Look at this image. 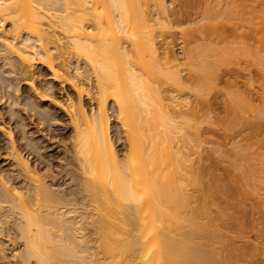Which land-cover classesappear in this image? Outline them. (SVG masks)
Returning <instances> with one entry per match:
<instances>
[{
	"label": "bare ground",
	"instance_id": "obj_1",
	"mask_svg": "<svg viewBox=\"0 0 264 264\" xmlns=\"http://www.w3.org/2000/svg\"><path fill=\"white\" fill-rule=\"evenodd\" d=\"M169 1L0 0V71L33 87L41 64L76 94L60 106L71 130L68 140L61 138L68 154L60 159L63 167L53 163L45 141L36 140L23 118L18 132L9 130L6 152L0 147V264H264L262 147L252 153L255 158L234 154L256 160L243 177L227 171V183L216 175L191 178L202 163L199 174L209 169L203 144H216L214 130L202 127L208 120L198 115L202 95L185 93L195 76L212 75L206 60L191 61L207 55L208 46L199 51L191 45L207 44L202 35L211 24L182 31L185 52L178 58L157 41L174 28ZM183 21L195 22L190 14ZM44 82L36 93L40 99L52 90ZM10 86L16 88L12 117L15 105L24 103L39 123L55 119L33 95L20 101L19 83ZM248 90L247 106H264L263 89L259 95ZM5 98L0 85V101ZM113 115L118 125L112 126ZM253 122L244 144L228 137L225 146H238L230 152L259 141L264 124ZM112 133L124 140V152ZM3 155L8 164L1 165ZM55 166L61 168L57 173ZM65 178L73 188L57 189ZM195 184L202 194L192 206L188 187ZM244 191L256 201L250 209L229 202Z\"/></svg>",
	"mask_w": 264,
	"mask_h": 264
},
{
	"label": "rangeland",
	"instance_id": "obj_2",
	"mask_svg": "<svg viewBox=\"0 0 264 264\" xmlns=\"http://www.w3.org/2000/svg\"><path fill=\"white\" fill-rule=\"evenodd\" d=\"M167 5L173 11L171 19L174 23V28H172L170 32H164V34H162L163 36H160L157 41L159 42V46L164 45L165 47H168L170 51L172 50L176 52L177 54H175L176 56H178V58H183V53L185 52L183 48L185 37H183L182 31L186 29L191 30L192 28L196 29L201 25H207V27H209V25L211 24V27H209L211 29H208L206 27L207 30L204 29L206 32L204 35H202L209 38L207 44H204L200 41L198 43L192 44L191 47L197 49L201 48L199 49L200 51L203 47L208 46L211 48L210 50L213 51H208L207 47V55L195 54L193 55V59L191 61L197 63L201 60H206V65L210 67L212 75L207 76L199 74L198 76H195L192 81L189 82V87H191V90L187 89L185 93L188 96L190 95V97H192V95H194L195 93H199L200 95H202L201 101L204 100L205 103H203V105L200 107L201 111L198 115H202L208 120L206 124L202 125V127H210L214 130V132L210 135V138L212 140H215L216 144H203L204 148L208 150L206 156L210 154L209 157H211L206 162V165H209V169L202 176L198 171L199 167L203 166V163L199 166L196 165L197 167L194 168L193 173L191 174V178L201 179L202 177L209 178L216 175L224 177L225 180L223 183H227L229 182V179L227 178V171L243 177V175H246V173H248L249 164L256 160H243L241 159V157H236L234 154L240 153L250 158L248 154L252 156V153H255L260 149V147H262L263 149H261L260 152H264V145L260 143V141L264 140V133L261 137H257L256 140L258 141L259 139V143L255 142V139H253L252 142L255 143H253L252 146L249 147V149H246V151L245 149L241 150V148H239V152L238 150H235L234 153H232L230 152V150L232 148L236 149V147L238 146L232 145L231 143L228 146L225 145H227L226 142L228 141V137H235L234 142H239L238 145L244 144L243 141L245 136L250 133V131L248 130L250 129L248 127H250L252 124L250 122L255 121L256 123L258 122L260 124H264V113L262 114L263 116L261 115V113L264 112V106L262 104H260V106V102H255V108L252 106V111L251 107L249 108V106H251L250 103H247V98H244L246 94H249L246 93L248 89V92L251 91L253 95L256 93L259 95V93H262L264 91V72L262 71V69L264 68V0H171V2L169 1ZM188 14H190V18L192 20H195L194 23H190L189 25V21H183L185 16H187ZM250 19H252L253 21H251ZM229 29L231 34L229 32ZM233 29H235L240 36H237L238 39L234 37L235 35H233ZM254 30L256 33L254 32ZM252 32H254L252 35L254 38L250 37V34H252ZM251 39L255 40L251 41ZM235 41L237 43H239L238 41H241L240 44L244 46H240V44H237ZM251 42L252 44L254 43L252 47L250 46ZM230 44L232 48L228 49L230 50L228 51L227 48ZM245 45H247V47H245ZM238 47L239 50H235ZM248 47L250 49H248ZM241 48H246L245 52H248L249 56H243V50L241 51ZM233 51L235 52V54ZM228 52H231V54H233L232 57ZM236 52L238 55L236 54ZM239 53H241L242 55H240ZM233 56H236V58H234ZM36 67L37 68L35 69H37V72L41 71L39 72L41 75L39 73L35 74V77L32 80V82L34 83L33 87L30 86L27 80L20 82V76L9 73V75H6L7 73L3 74V72L0 71V85L2 87L3 93L6 95V98L0 101V147H4L3 151L6 152V143L9 142V130L13 129L14 133L18 132L19 129H21L20 125L22 126L21 120L23 118V122H28L29 127L35 129L36 133L34 134V137L36 138V140L45 141L44 144H46L47 146V150L51 159L53 160V163L55 165L60 164L63 167L65 163L60 159L67 157L68 154L64 150V142L61 140V138L63 137V135H67V138L64 139L68 140V133L71 132V130L68 124V117L65 115L62 107L60 106H63L68 102V97H76V94L69 84L64 83L63 87H61L57 81L53 80L51 73L46 67L41 64L36 65ZM185 74L186 73H183V75ZM34 80L37 81L34 82ZM45 80L49 85H51L52 90L51 92H49V95L47 97L40 99V96L38 97L37 95L38 93H40V91L38 90L40 89L39 85L46 84L44 82ZM11 81L14 82V85L19 83L20 88L22 87L23 89V96L21 97L20 101L23 100L26 95H33L36 98V101L40 100L39 102H41V104H44L43 108L41 109H44L46 111L51 110L52 112H55V119L50 120L46 125L39 123L37 117L33 116V112L27 110V108L24 106V103L23 105H18L19 107L15 105L17 112L12 117L10 112V105L13 106L14 102L10 97V94L14 93L16 88L14 86H10ZM252 85H254V87ZM261 88L263 89V91ZM252 90L254 91V93ZM22 91L18 93L19 96L21 95ZM244 93L246 94L244 95ZM256 95L254 97H256ZM243 99H245L246 102ZM50 101L53 102L51 103ZM84 104L86 108L90 110V102L86 98ZM248 104L249 106H247ZM260 107H262V110H260ZM255 115H258L260 118L258 116H256L255 118ZM18 121H20V123H18ZM112 121V126L118 125L114 115L112 117ZM117 128H119V126H117ZM18 136H20V134H17V138ZM112 136L120 153L124 152V140H116L115 133H112ZM217 141L222 142V145H218ZM21 142L22 141H20V143ZM252 142L250 141L249 143ZM216 149L218 152H216ZM3 157H5V155H3ZM252 157L255 158L254 156ZM6 158L7 161H2L1 165L9 163L10 157L6 156L4 159ZM36 163L38 162H35V164ZM53 170L55 171V173H57L58 170H61V168H56L55 166ZM67 178L61 180L60 184H62L63 182V185L56 186L58 187L57 189H71L73 183ZM233 178L237 179L239 177ZM254 183H256V181H254L252 185ZM240 185H242V183H240ZM199 186V184H195V186L191 185V187H188V189L190 190L189 193L193 196L191 204L192 206L196 204L194 202H196L198 197H200L202 194L201 192H199ZM238 196L239 197H237L236 195L234 200H229V202L237 204L240 208L244 207L250 209V206L252 204L256 205V201L250 193L244 191L243 193L238 194ZM212 208L214 210H217L216 205H214Z\"/></svg>",
	"mask_w": 264,
	"mask_h": 264
}]
</instances>
